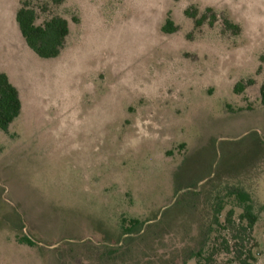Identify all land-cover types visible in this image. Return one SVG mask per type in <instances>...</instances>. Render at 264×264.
Instances as JSON below:
<instances>
[{"label": "rangeland", "instance_id": "obj_1", "mask_svg": "<svg viewBox=\"0 0 264 264\" xmlns=\"http://www.w3.org/2000/svg\"><path fill=\"white\" fill-rule=\"evenodd\" d=\"M19 4L0 0V70L23 105L0 130V264H198L218 190L264 207V0H64L50 59ZM253 236L264 264V208Z\"/></svg>", "mask_w": 264, "mask_h": 264}, {"label": "trees", "instance_id": "obj_2", "mask_svg": "<svg viewBox=\"0 0 264 264\" xmlns=\"http://www.w3.org/2000/svg\"><path fill=\"white\" fill-rule=\"evenodd\" d=\"M64 0H20L15 20L22 38L41 58L58 57L66 45L69 35L68 20L53 8L61 6ZM210 11V9H208ZM46 15L43 21H39ZM207 16L197 21H205ZM215 15H211L209 23L213 25ZM226 29L233 30L234 34L240 30L236 23L225 21ZM177 30L171 20L163 27L165 32ZM245 84H238L235 91L240 93ZM260 99L264 105V84L260 87ZM22 99L19 89L11 82L5 72L0 70V130H8L22 111ZM198 195V191L194 192ZM227 208L225 219L223 211ZM263 205H259L254 195L240 184L226 185L218 190L212 203L209 228L205 234V244L199 250L190 253L198 264H216L218 254L231 255L227 263L253 264L257 260L254 252L256 248L253 236L254 227L260 219ZM240 213L236 216V210ZM122 230L125 234L141 233L146 221L138 218H123ZM20 241L30 246L36 242L29 238H20ZM254 241V243H252ZM225 264V263H217Z\"/></svg>", "mask_w": 264, "mask_h": 264}, {"label": "crops", "instance_id": "obj_3", "mask_svg": "<svg viewBox=\"0 0 264 264\" xmlns=\"http://www.w3.org/2000/svg\"><path fill=\"white\" fill-rule=\"evenodd\" d=\"M17 33V32H16ZM18 34V33H17ZM18 37H19V35H18ZM21 39V38H20Z\"/></svg>", "mask_w": 264, "mask_h": 264}]
</instances>
